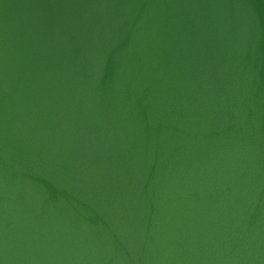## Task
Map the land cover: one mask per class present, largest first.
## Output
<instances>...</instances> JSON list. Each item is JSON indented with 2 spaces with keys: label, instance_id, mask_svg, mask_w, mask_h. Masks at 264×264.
<instances>
[{
  "label": "water",
  "instance_id": "1",
  "mask_svg": "<svg viewBox=\"0 0 264 264\" xmlns=\"http://www.w3.org/2000/svg\"><path fill=\"white\" fill-rule=\"evenodd\" d=\"M0 264H264V0H0Z\"/></svg>",
  "mask_w": 264,
  "mask_h": 264
}]
</instances>
